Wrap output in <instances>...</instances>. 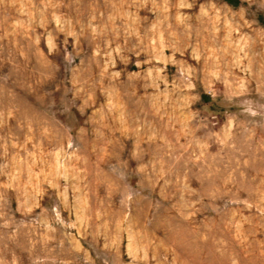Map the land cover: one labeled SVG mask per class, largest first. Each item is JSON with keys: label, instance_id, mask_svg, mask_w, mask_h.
<instances>
[{"label": "rangeland", "instance_id": "obj_1", "mask_svg": "<svg viewBox=\"0 0 264 264\" xmlns=\"http://www.w3.org/2000/svg\"><path fill=\"white\" fill-rule=\"evenodd\" d=\"M0 264H264V0H0Z\"/></svg>", "mask_w": 264, "mask_h": 264}]
</instances>
